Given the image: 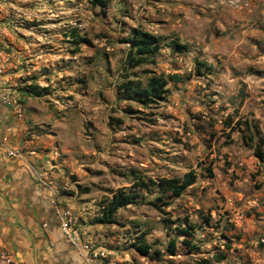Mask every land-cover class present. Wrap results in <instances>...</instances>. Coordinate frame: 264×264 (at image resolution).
I'll return each mask as SVG.
<instances>
[{"label": "rangeland", "instance_id": "rangeland-1", "mask_svg": "<svg viewBox=\"0 0 264 264\" xmlns=\"http://www.w3.org/2000/svg\"><path fill=\"white\" fill-rule=\"evenodd\" d=\"M251 3L245 22L194 0H0V103L19 122L24 150L56 177L47 202L71 218L76 246L58 228L80 264H264V163L247 139L255 126L264 137V7ZM221 15L230 29L216 25ZM136 32L157 37L158 49L132 67ZM152 74L167 81L162 99L127 92ZM243 119L250 130L232 127ZM97 134L109 136V159H97ZM77 137L92 149L70 159L65 146ZM190 170L192 185L157 199L153 182ZM118 192L137 197L100 223ZM13 223L0 199V255L14 256ZM140 239L150 246L143 256Z\"/></svg>", "mask_w": 264, "mask_h": 264}, {"label": "crops", "instance_id": "crops-1", "mask_svg": "<svg viewBox=\"0 0 264 264\" xmlns=\"http://www.w3.org/2000/svg\"><path fill=\"white\" fill-rule=\"evenodd\" d=\"M9 110L0 103V137L9 138L7 148L19 149L27 142L18 138L19 122L10 116ZM29 150L30 146H26L22 159H14L7 156L0 145V199L16 222L6 226L7 241L16 264H80L78 254L62 240L58 220L47 202L49 188L56 183V177L52 172L43 173L45 165L35 164L40 161L43 164V160L38 161L33 156L36 154H29ZM51 245L54 248H50ZM52 249L54 256H51Z\"/></svg>", "mask_w": 264, "mask_h": 264}, {"label": "trees", "instance_id": "trees-1", "mask_svg": "<svg viewBox=\"0 0 264 264\" xmlns=\"http://www.w3.org/2000/svg\"><path fill=\"white\" fill-rule=\"evenodd\" d=\"M99 1L102 5V0ZM130 43V48L126 53V65L129 66H138L140 64L146 63L149 57H152L158 49V38L148 34L147 32H136L134 36L128 39ZM171 78L177 79L176 75L170 76ZM167 81L163 76H157L152 74L144 87H134L129 88L126 86L127 92H133L135 95L140 96L146 101H156L162 99L163 89L166 86ZM228 125V124H227ZM234 127L241 129L240 131H245V129L250 130L251 126L247 119L236 120ZM243 129V130H242ZM247 139L252 142H255L254 154L255 156L264 163V137L260 135L256 126L254 131L247 137ZM196 174L193 170L183 174L181 177L173 178H160L156 183L153 184L156 186V192L158 193L157 199L160 196L176 197L179 196L187 187L192 185L195 182ZM137 186H143L142 184H136ZM144 187V186H143ZM146 187V186H145ZM137 197V194L130 196L125 192L114 193L111 197V200L106 207L103 208L101 212V218L99 219L102 224H109L113 222V217L116 213V210L120 206H126L133 203V200ZM167 205V204H164ZM167 221V220H166ZM179 235L188 236L189 232L186 228L177 230ZM183 243H188L186 238H184ZM150 246L140 239V241L135 246L136 252L143 256L149 252ZM167 251L171 254L175 253V240L170 239L167 244ZM222 259V258H219ZM201 264H208L205 260Z\"/></svg>", "mask_w": 264, "mask_h": 264}, {"label": "clouds", "instance_id": "clouds-1", "mask_svg": "<svg viewBox=\"0 0 264 264\" xmlns=\"http://www.w3.org/2000/svg\"><path fill=\"white\" fill-rule=\"evenodd\" d=\"M195 4L204 5L207 8H210L213 11L212 15H216L217 11L227 13L229 16L233 17L234 19H243L245 22L252 19L253 14L255 13L256 6L251 3V0H194ZM260 7H264V0H260ZM203 10V9H201ZM223 20V24L220 21ZM212 21L209 20L208 24H211ZM216 25L231 28L233 24V19H229L228 16L221 15L219 19L215 21ZM244 25H241L243 28ZM109 136L107 134L101 136L97 134V143L101 151L97 153V159L99 157H103L105 159H109V148L110 146H106V142L108 141ZM66 149L68 155L71 159L73 155H78L79 152L87 148L89 151L92 149L91 142L86 137H77L74 141H69L66 144ZM55 155V154H54ZM68 163V161H65ZM86 166L83 163L76 165L71 164L70 167H83ZM95 167V163L92 165ZM56 175L61 176L62 173H57ZM52 191L55 192V185H52ZM139 211H144V209H140ZM154 235H161L159 232H155Z\"/></svg>", "mask_w": 264, "mask_h": 264}, {"label": "built area", "instance_id": "built-area-1", "mask_svg": "<svg viewBox=\"0 0 264 264\" xmlns=\"http://www.w3.org/2000/svg\"><path fill=\"white\" fill-rule=\"evenodd\" d=\"M2 99L4 100V97H2ZM7 104L9 105V102H7ZM13 104H14L13 114L17 118H21L23 116V110L20 108L19 105H16L15 102H13ZM7 142H8L7 137H5V136L0 137V145L5 148V152H6L7 156H9L10 158H14V159H22V153L24 150V146H21L19 149L7 148L6 147ZM33 153H34L33 151H30L29 154H33ZM51 202L53 203L52 200H51ZM54 209H55L56 217L59 220L60 230L65 235L68 243L72 246H76L77 240H76L75 236L70 234L71 232H70L69 226L72 224L71 218L69 216H67V212H63L62 210H59L57 208V206H55ZM92 256L93 257L104 256V252H101V251L100 252H94ZM86 260L89 261L90 257H87ZM0 264H16V260L11 253H2L0 255Z\"/></svg>", "mask_w": 264, "mask_h": 264}, {"label": "flooded vegetation", "instance_id": "flooded-vegetation-1", "mask_svg": "<svg viewBox=\"0 0 264 264\" xmlns=\"http://www.w3.org/2000/svg\"><path fill=\"white\" fill-rule=\"evenodd\" d=\"M0 193H1V191H0ZM24 211H25V210H24ZM20 213L22 214V212H20ZM18 224H21V223H20V222H18ZM21 225H22V224H21ZM22 227H23V226H20V225H19V228H21V229H22Z\"/></svg>", "mask_w": 264, "mask_h": 264}]
</instances>
